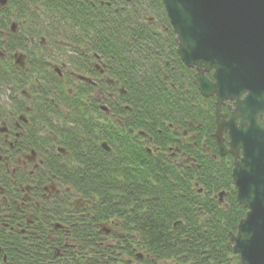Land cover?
I'll return each instance as SVG.
<instances>
[{"label":"trees","instance_id":"16d2710c","mask_svg":"<svg viewBox=\"0 0 264 264\" xmlns=\"http://www.w3.org/2000/svg\"><path fill=\"white\" fill-rule=\"evenodd\" d=\"M151 1L157 5L160 19H166L170 28L161 0ZM75 3V0H9V6L26 20L29 30H33L34 17L39 18L44 28L51 14L55 24L68 25L73 33L97 24L94 36H98L100 44L94 45V50L104 58L110 76H115L126 90L118 96L119 104L113 110L118 122H82L80 129L85 130L82 144L72 150L82 153L79 168L83 170L68 177L78 187L77 192L91 201L85 216L90 222L86 232L78 230L75 235L78 255L87 257L83 260L79 256L61 264H114V257L135 256L138 252L148 255L140 264H239L228 239L246 209L236 200L232 165L227 163L229 157L201 154L203 140L208 150L217 154L216 143L210 136L215 127L214 102L199 94L185 67L181 80H176L174 70L168 72L176 89L160 83L161 57L156 49L161 50L163 42L159 38L153 41L152 32L139 27L137 17L131 34L127 26L122 28L123 20L117 22L107 9L100 17L90 6ZM1 23L0 16V27ZM163 37L167 47L161 54L166 51V58H178L171 29ZM128 43L134 48L133 65L126 61ZM148 54L149 66L143 68L138 57ZM79 117L88 119L83 112ZM187 128L197 131L196 148L184 139ZM100 139L110 143L111 153L94 148ZM176 146L195 160L185 161L184 155V163L180 165L175 160L177 156L171 154ZM153 147L158 151L154 152ZM220 192L222 201L217 196ZM110 220H114L117 230L109 235L110 242L105 243L104 237L97 233L99 226L94 230L91 224ZM14 246L18 249L8 255L13 263L20 256L19 264H37L34 259L37 262L47 259L46 253H35V248L42 247L20 239L14 240Z\"/></svg>","mask_w":264,"mask_h":264},{"label":"flooded vegetation","instance_id":"af4514ba","mask_svg":"<svg viewBox=\"0 0 264 264\" xmlns=\"http://www.w3.org/2000/svg\"><path fill=\"white\" fill-rule=\"evenodd\" d=\"M75 2L76 6H90L100 17L102 11L106 12L107 9L116 16L117 22L118 19L123 20L122 28L127 26L131 34L137 17L138 26L151 31L153 41L159 38L163 42L161 45L167 47L163 36L170 29L172 31V27L167 26L166 19H160L157 5L151 0ZM0 16V264L21 262V256L14 263L8 257L9 252L18 249L14 246L16 239L42 247L35 248V253H46L47 259L45 262L34 259L37 264L67 263L79 256L83 259L87 254L78 255L80 251L75 235L78 230L86 232V225L90 222L86 221L85 216L91 201L79 194L78 187L69 180L68 176L83 170L79 168L82 153L73 150L81 146V137L85 135V130L80 129L82 122H118L113 110L119 104L118 96L126 90L115 76H110L104 58L94 50V45L100 44L98 36H94L97 24L86 29L79 28L73 33L68 25L55 24L54 15L51 14L44 28H41L39 18L34 17L33 30H29L26 20L18 17L9 6V0L5 6H0ZM84 33H88L89 37ZM131 40L136 41L133 35ZM162 49H156L161 57L158 65L160 83L176 89L168 78V72L174 70L176 80H181L185 67L198 90L195 67L185 66L177 52L178 58H166V51L161 54ZM126 53L129 57L127 63L133 65V44L128 43ZM148 56L138 57L142 59L143 68L149 66ZM116 63H119L118 58ZM205 76L213 81L212 71L205 73ZM207 99L214 102L216 127V97L213 95ZM231 106L232 103L226 101L220 109L221 113L227 114V119L231 115ZM82 112L88 119H80ZM215 127L210 136L216 143L212 137ZM191 128L195 127L192 125ZM190 129H185L184 139L196 148L197 131ZM223 136L227 146L228 135L224 133ZM103 141L106 140L100 139L94 148L111 153L110 143L106 141L110 148L106 151L101 146ZM205 141L201 143V154L212 158L229 157L227 163L233 165L231 154L221 156L217 144V154H212ZM147 151H151L150 147ZM153 151L158 149L153 147ZM171 154L177 156L175 160L180 165L184 163V155L185 161L195 160L179 146L173 147ZM192 164L196 165L195 162ZM102 224L110 226L115 222L110 220L109 223L91 224L94 230L99 226L97 233L104 237L105 243H109L111 238L103 234L108 228ZM143 258H147L143 253L140 258L136 254H121L113 261L114 264H140Z\"/></svg>","mask_w":264,"mask_h":264},{"label":"water","instance_id":"95a60500","mask_svg":"<svg viewBox=\"0 0 264 264\" xmlns=\"http://www.w3.org/2000/svg\"><path fill=\"white\" fill-rule=\"evenodd\" d=\"M161 1L178 56L196 69L199 93L216 97L218 152L233 156L236 200L246 212L228 244L239 264H264V0ZM210 71L213 81L205 76ZM226 101L232 103L228 119L220 112Z\"/></svg>","mask_w":264,"mask_h":264},{"label":"rangeland","instance_id":"374dc122","mask_svg":"<svg viewBox=\"0 0 264 264\" xmlns=\"http://www.w3.org/2000/svg\"><path fill=\"white\" fill-rule=\"evenodd\" d=\"M218 195V194H217ZM222 199H223V196L221 197ZM109 228H111V229H113V230H115V232H116V224H111L110 226H108ZM114 232V233H115Z\"/></svg>","mask_w":264,"mask_h":264}]
</instances>
